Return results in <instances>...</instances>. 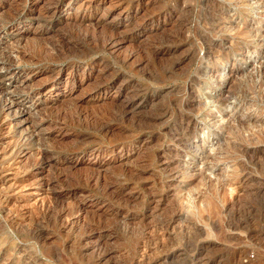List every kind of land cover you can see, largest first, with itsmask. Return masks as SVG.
I'll return each instance as SVG.
<instances>
[{"label": "rangeland", "instance_id": "obj_1", "mask_svg": "<svg viewBox=\"0 0 264 264\" xmlns=\"http://www.w3.org/2000/svg\"><path fill=\"white\" fill-rule=\"evenodd\" d=\"M0 264H264V0H0Z\"/></svg>", "mask_w": 264, "mask_h": 264}, {"label": "bare ground", "instance_id": "obj_2", "mask_svg": "<svg viewBox=\"0 0 264 264\" xmlns=\"http://www.w3.org/2000/svg\"><path fill=\"white\" fill-rule=\"evenodd\" d=\"M82 4V3H79ZM56 6V5H55ZM80 6V5H79ZM83 6V5H82ZM15 8V7H14ZM81 8V7H80ZM19 9V8H18ZM21 10V9H20ZM24 10V9H23ZM55 11V10H54ZM42 13V12H41ZM47 13V12H46ZM49 16V15H48ZM80 26V25H79ZM131 31V30H130ZM121 35V34H120ZM120 40V39H119ZM122 40V39H121ZM112 44V43H111Z\"/></svg>", "mask_w": 264, "mask_h": 264}]
</instances>
